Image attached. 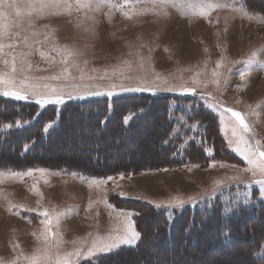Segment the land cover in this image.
Listing matches in <instances>:
<instances>
[{
	"label": "rangeland",
	"instance_id": "374dc122",
	"mask_svg": "<svg viewBox=\"0 0 264 264\" xmlns=\"http://www.w3.org/2000/svg\"><path fill=\"white\" fill-rule=\"evenodd\" d=\"M243 5L252 18L243 16L231 7L216 8L208 17L184 15L179 4L169 5L166 8L167 15L149 12L126 18L120 11L112 10L109 17L110 10L104 7L100 11L87 13L95 21L86 19L84 11L33 18L34 30L40 33L38 39L41 41L36 47L47 51L55 44L67 45L82 53L76 57V62L88 74L99 77L105 69L108 70L105 79L85 80V83H123L134 87L138 83L137 77L153 82L156 74H159L165 78L163 81L155 80V84L161 89L183 84L195 88L196 91H128L132 94H143V99L134 108L128 101L115 104L114 98L127 93L119 89L112 96L106 93L83 98L74 96L71 99L106 97L107 100L97 108L98 116L94 119L102 131L97 132L94 127L87 125V117L82 116L76 120L67 117L66 128L51 135L53 145L46 153L56 157L71 155L76 160L78 158L84 166L68 164L67 161L58 164L45 163L41 158L46 156L39 155L30 156L28 159L23 151L20 154L14 151L11 156L17 157L20 163L8 157L0 159H5L0 170H50L46 174L47 182L38 172L23 178L5 177L0 182V264H12L13 261L16 264H27L23 257L43 247L42 239L37 238L43 228L40 223L43 217L38 212L45 208L65 212L59 224V232L64 241L61 252L71 251L76 247L86 250L97 234L104 236L119 227L122 220L118 216L119 210L136 213L131 218L135 230L140 233L136 243L122 245L103 254L95 258L92 264H98L97 261L101 262L106 255L136 244L141 245V228L144 226L141 219L144 220L140 218V214L147 210L154 211L153 208L163 209L166 220L182 218L185 214L186 233L189 237L185 235L180 238L182 241L176 239L174 249L169 250L170 246L167 245V251L162 249L155 257L153 252L159 248V243L168 240L165 237L168 231L153 224L152 228L156 227L159 241L153 246L155 238L152 228H148L150 232L145 239L146 244L147 240L151 241L148 249L150 254L147 252L140 257L133 256L126 261L130 257L126 253L107 260L105 264H140L142 260L146 264L151 261L158 264L213 263L216 255L214 248H209L208 245L207 248L205 246L202 249H193L195 241L190 245L189 241L196 240L203 244L211 241L219 229L220 218H228L240 208L247 209L264 202L259 185L253 184L250 187L243 183L253 179L252 173L243 171L248 166L247 162L234 150V144L229 145V140L236 139L232 137L231 130L234 118L224 111L232 108L244 113L252 129L245 134L246 138L252 144L259 140L264 150V105H261L256 115L250 114L258 103L264 101V70H259V65L253 64L246 80L241 81L238 74L241 65L236 63L247 58L254 50H261L259 58L264 60V0H243ZM236 6L239 7L240 4ZM44 25L50 27L44 28ZM27 28L25 20L23 29L14 31H21V35L26 34L30 39H36L31 36L30 30L24 31ZM45 35L50 37L47 41L44 40ZM8 42L9 38L5 37V43ZM17 50L26 51L21 48ZM51 57L53 59L41 57L38 51L28 57L33 66L27 73L34 78L31 82L60 83L37 79L58 74L64 67L56 52H51ZM140 57L144 58L143 66ZM221 60L222 67L216 69L217 61ZM84 61H87L86 65ZM124 61H130L131 67H125ZM113 66L123 68V75L131 79H122L119 71L113 75ZM92 69L98 71L92 72ZM214 69L221 73L219 85L212 83ZM0 70L7 71L8 68L0 63ZM72 74L79 76L76 69L72 70ZM193 77L199 82L194 83ZM76 83H80L79 79ZM239 85L245 86L238 87ZM247 89H254L249 96L246 94ZM100 91L103 92L104 89L101 88ZM71 99L65 97L62 104H49H54L59 110ZM30 100L35 102L34 99ZM146 100L150 103L144 104ZM145 105L147 107H143ZM44 106L39 109H45ZM205 112L211 117L205 123L214 122L216 126L208 127L203 122ZM199 118L202 120L197 124ZM221 118L224 121V131H221ZM56 122L57 119L53 120L48 130H52ZM193 124H197V127L192 128ZM90 129L92 132H88ZM212 134L215 142L210 139ZM145 145L147 148H143ZM90 147L93 158L87 155ZM187 151H190V156L185 159L184 153ZM196 153L199 159L191 162L190 159L195 158ZM131 158L146 163L132 162V166L125 170H109L106 174L94 170L113 167L118 161ZM155 160L166 162L152 164L151 161ZM213 161L215 165L210 166ZM109 176L114 179L106 184L90 186V178ZM234 176H239L240 179L233 180ZM33 184L37 185L36 190L32 189ZM121 192L126 195H120ZM176 196L185 201L183 206H167L169 200ZM190 197L195 199L189 200ZM105 200L113 207H107ZM245 200L248 202L245 203ZM155 203H160L161 207H156ZM10 204L23 207H12L9 210ZM226 208H231V211H226ZM25 209L38 211L30 212ZM209 216L210 220H207ZM102 224L106 226L101 230ZM34 232L37 235H33ZM73 241L76 243L73 244ZM146 244L142 246L145 250ZM243 255L247 258L248 254ZM82 262L85 264L86 261L81 260L80 263Z\"/></svg>",
	"mask_w": 264,
	"mask_h": 264
},
{
	"label": "snow or ice",
	"instance_id": "6c2138e0",
	"mask_svg": "<svg viewBox=\"0 0 264 264\" xmlns=\"http://www.w3.org/2000/svg\"><path fill=\"white\" fill-rule=\"evenodd\" d=\"M240 4L237 7V4ZM177 4L182 6V14L184 15H196L200 17H208L212 10L220 7H231L234 11L241 13L243 16L251 17L247 9L243 5V0H0V63L5 65L8 70H0V96L11 97L16 100H30L34 99L37 104L43 107L49 103L62 104L65 97L71 99L74 96H98L107 94L112 96L116 90L121 92L128 91H140V92H155L159 90L167 91H183V92H195V88H189L185 85L167 86L161 89L155 84V80H164L159 74H156L153 82H149L142 77H137L136 86H126L123 83H109L107 85L85 83V80L94 81L96 79H105L108 76V70L105 69L103 74L99 77L90 75L86 69L81 68L76 62V57L82 55V53L75 48H70L67 45H52L47 51L43 48L36 47L41 41L38 39L40 33L34 30V19L41 18L46 15H61L71 14L73 11L79 13L84 11L85 18L95 21L93 16H88V12H97L104 7L109 8L108 16L111 17L112 10H118L126 18H131L133 15H142L149 12H153L157 15H167L166 8L169 5L176 6ZM144 5V7H139ZM151 5V7H148ZM130 9V10H129ZM27 22L28 28L24 31H31V36L36 39H30L29 35H21V31H14V29H23V25ZM44 28H49V25H44ZM87 30V29H86ZM5 37L9 38V42L5 43ZM16 38V39H13ZM49 35H45L44 40L49 39ZM18 48L26 49L17 50ZM7 49L8 51H5ZM167 51V49H165ZM34 51H38L41 57L53 59L51 52H56L60 56V61L64 65L58 74L51 76H44L37 78L43 81H57L60 83H38L31 82L34 78L27 73L32 69V64L28 60V57L33 54ZM261 50H254L247 58L237 61L241 67L238 70L241 81H245L247 76L252 71V65L258 64L259 70H264V60L259 58ZM143 57H140L141 66H143ZM222 60L217 61L216 69L222 67ZM87 64V61H84ZM124 66L131 67L130 61H124ZM76 69L79 72V76H74L72 70ZM214 69L212 71V83L220 84L221 73ZM92 72L98 71L92 69ZM119 71L122 79H131L123 75V68L120 66H113V75ZM199 74H197L198 76ZM79 79L80 83H76ZM70 81V83H63ZM193 82L198 83L196 77H193ZM245 85H239L238 87H244ZM103 88L104 91H100ZM210 95V94H206ZM264 105V101L257 104L256 108L252 109L250 114L256 115L258 109ZM223 108V105H220ZM225 112L230 113L234 118V122L231 125L232 137L235 140H229V145H235L234 150L239 153L243 159L247 162V167L243 171L251 172L253 179L251 181H243V183L251 185H259L260 195L264 196V150L261 148V143L256 140L255 144H252L247 138L246 133L252 131L250 124L246 120L244 113L236 111L232 108L224 109ZM128 117L125 118L127 122ZM19 126L20 122H16ZM199 122H197L198 124ZM197 124H193L191 127H197ZM12 125H5V127H11ZM52 126V122H49L45 126V131ZM224 121L221 118V131H224ZM194 139V138H193ZM27 147V146H26ZM205 151H210L205 149ZM211 154V153H210ZM215 162L210 166H214ZM49 169L44 168H29L22 171H14L12 169L0 170V182L5 177L11 178H23L25 176H33L35 173L42 174L45 182H47L46 174ZM73 175H79L73 173ZM121 178H123L121 174ZM114 177L107 178H90L91 184L99 186L100 184H106L108 181L113 180ZM233 180H239V176L232 177ZM219 184L220 182L217 181ZM37 185L33 184L32 189L36 190ZM120 195H126V193H119ZM247 195V193H246ZM195 198L190 197L189 200ZM248 201L245 200V203ZM104 203L107 207L113 206L105 200ZM149 203H154L149 201ZM185 201L179 196L173 197L169 200V207H181ZM156 207H161L160 203H155ZM12 207L22 208V205H9V210ZM92 207V203H89V208ZM25 211L37 212V209H25ZM226 211H231V208H226ZM38 215L43 219L40 223L43 228L38 235V239H42L43 247L37 248L31 255L24 256L23 259L27 261V264H80V261H86L87 264H92V261L103 255L112 252L115 249L120 248L122 245H134L140 238V233L135 230L134 222L131 219L136 213L131 211L119 210L118 216L122 217L121 224L115 228L112 232L104 236L97 234L90 242V245L86 250L82 251V247H76L71 251H60L61 245L64 243L63 237L59 232L60 219L65 215V212H56L55 210L43 209L42 212H38ZM54 226V227H53ZM33 235H37L35 232ZM73 244L76 241L72 242ZM53 249H56L53 251ZM12 264H16L15 261Z\"/></svg>",
	"mask_w": 264,
	"mask_h": 264
},
{
	"label": "trees",
	"instance_id": "16d2710c",
	"mask_svg": "<svg viewBox=\"0 0 264 264\" xmlns=\"http://www.w3.org/2000/svg\"><path fill=\"white\" fill-rule=\"evenodd\" d=\"M252 7L254 6L252 5ZM142 96L143 94L141 93L132 94L131 92H127L124 96L114 98L113 100H115V104H121L125 101H128V103H130L134 108L135 105H137V102H141L140 100L143 99ZM106 100V97L91 99L74 98L65 102L59 110L55 108L54 104H48L50 105L49 107L44 106L45 109L42 108L40 110V105L36 102H32L31 100H16L10 97L0 96V159L8 157L9 159L20 163V160H18L17 157L11 156L14 155V151H17L18 154L23 151V153H25V157L28 159L30 156L34 157L39 155L46 156V158H41V161H46L45 163L58 164L62 161H67L68 164H74L79 167L84 166V164L81 163L78 158L76 160L75 157L73 158L71 155L66 154L67 156L64 157L48 155L46 151L49 150L53 145L51 135L56 134L55 132H60L62 129L64 130L66 128L65 121L67 117H71L74 120H76V118L79 119L82 116L87 117V125L94 127L97 132L102 131V128L98 127V125L94 122V119L98 116L96 113L97 108L102 106L103 102ZM145 103L147 104L150 102L146 100L144 104ZM143 107H147V105ZM39 110L40 112H38ZM203 115L205 118L203 121L204 123L211 120L210 114L208 112L203 113ZM56 119L58 121L56 122V126L52 130H48V128L47 131H45V126L49 122H53V120ZM201 120L202 119L200 118L197 119L198 122H201ZM17 121L20 122L19 126L16 123ZM9 124L12 126L5 127V125ZM205 124L208 125V127L215 125L214 122H208ZM90 131L92 132V129H90L88 132ZM210 139L214 142L216 141L213 134ZM143 148H147L146 145L143 146ZM9 151L10 154L8 153ZM27 153H30L31 155H28ZM87 155L88 157L92 156L93 158V151L91 147L88 148ZM48 156H50V158L47 159ZM189 156L190 151L184 153L185 159H188ZM197 159H199V156L196 153L195 158L190 159V161L193 162ZM4 160H0V165L4 164ZM132 162L139 164L146 163V161H135V159L131 158L129 160H120L114 164L113 167L94 170L104 174L108 173L109 170L122 171L128 166H132ZM164 162L166 161H163L162 163ZM151 163L162 164L160 161L158 162V160L151 161ZM153 209L154 211L147 210L140 214V218H143L144 220L142 221L141 219V222L144 225L141 228L143 232V238L140 241L141 245L136 244L130 248L128 247L122 249L117 253L106 255L103 257L104 261H97V263L105 264L107 260L118 258L119 256H122L126 253H129L130 256L126 261L130 260V258L133 256L140 257L143 254H147V252L150 254L148 249H150L151 241L147 240L146 244L145 238L146 234L150 232L148 228L151 229L153 224H158L168 231V234L165 236L168 240L158 244L159 248L153 252L155 257H157L156 255H158V252H160L162 249L167 251V245L170 246L169 250L172 248L174 249L176 239L179 238V241H182L180 238H183L185 235L188 236L185 227V214L182 218L178 217L179 219L166 220L163 209ZM207 220H210V216ZM219 221V229L217 233H215L214 237H212L211 241L205 242L203 244L200 241L197 242L196 240H193L189 241V245L195 241L192 246L193 249H202L205 246L207 248L208 245H210L209 248H214L216 255L213 257L214 261L212 264H264V202L258 206H252L251 208H240L236 214H233L228 218H220ZM151 231L155 238V242L153 243L154 246V244L159 241V236L156 235V227H153ZM145 244L146 250L142 247ZM183 253L185 252L183 251ZM243 254H248L247 258ZM188 256L191 257L190 254H188ZM84 263L87 264V262ZM140 264L146 263L142 260ZM150 264L158 263H153L151 261Z\"/></svg>",
	"mask_w": 264,
	"mask_h": 264
},
{
	"label": "crops",
	"instance_id": "0c3cea01",
	"mask_svg": "<svg viewBox=\"0 0 264 264\" xmlns=\"http://www.w3.org/2000/svg\"><path fill=\"white\" fill-rule=\"evenodd\" d=\"M255 85H256V88H257V84H255ZM254 89H255V88H254ZM254 89H253V90H254ZM253 90L250 89V90L248 91V89H247V93H246V94L249 96V93H251ZM257 96H259V95H257ZM105 226H106L105 224H102V225L100 226L101 230L104 229Z\"/></svg>",
	"mask_w": 264,
	"mask_h": 264
}]
</instances>
